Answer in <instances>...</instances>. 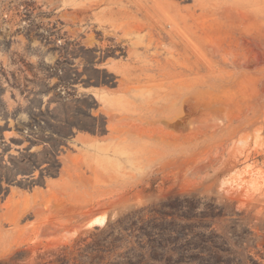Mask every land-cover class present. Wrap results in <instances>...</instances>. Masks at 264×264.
I'll list each match as a JSON object with an SVG mask.
<instances>
[{
  "label": "rangeland",
  "instance_id": "obj_1",
  "mask_svg": "<svg viewBox=\"0 0 264 264\" xmlns=\"http://www.w3.org/2000/svg\"><path fill=\"white\" fill-rule=\"evenodd\" d=\"M138 217L264 264V0H0V264L125 262Z\"/></svg>",
  "mask_w": 264,
  "mask_h": 264
},
{
  "label": "trees",
  "instance_id": "obj_2",
  "mask_svg": "<svg viewBox=\"0 0 264 264\" xmlns=\"http://www.w3.org/2000/svg\"><path fill=\"white\" fill-rule=\"evenodd\" d=\"M155 210V209H154ZM155 212H159L155 210ZM123 229L132 231L135 236V243L131 248V255L127 257L125 262H117L115 264H177V261L163 260L162 254L165 250V243L160 238V233L165 229L162 222L156 219L148 220L144 223L142 217L133 219ZM109 250H115L119 247L112 242ZM102 257L98 255L87 256L86 259H79L78 264H103ZM75 258L65 255L62 259L63 264H77Z\"/></svg>",
  "mask_w": 264,
  "mask_h": 264
},
{
  "label": "bare ground",
  "instance_id": "obj_3",
  "mask_svg": "<svg viewBox=\"0 0 264 264\" xmlns=\"http://www.w3.org/2000/svg\"><path fill=\"white\" fill-rule=\"evenodd\" d=\"M105 221H106V217L105 216L95 217V218H93L92 220H90L88 222V225L101 224V223L103 224V223H105Z\"/></svg>",
  "mask_w": 264,
  "mask_h": 264
}]
</instances>
